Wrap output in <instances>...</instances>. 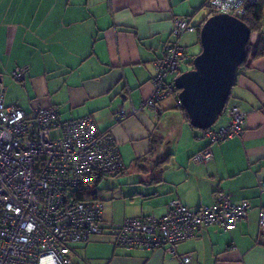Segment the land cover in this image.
<instances>
[{"label":"crops","instance_id":"obj_1","mask_svg":"<svg viewBox=\"0 0 264 264\" xmlns=\"http://www.w3.org/2000/svg\"><path fill=\"white\" fill-rule=\"evenodd\" d=\"M205 1L0 0L4 104L28 116L38 106L54 107L60 120L88 116L118 147L125 169L112 177L117 186L101 187L106 178L97 184L103 189L105 223L161 216L172 199L196 211L213 204L218 191L233 203L248 200L252 206L229 231L217 225L200 228L175 244L174 252L168 246L151 251L118 247L104 232L72 245L77 264H181L183 255L191 258L186 264H264V228L257 212L264 207L259 189L264 181V56L241 68L230 90L227 108L246 113L238 136L210 143L190 125L173 95L159 102L157 113L145 107L120 122L113 119L117 111L138 108L152 95L155 61L171 40L174 20L200 26L209 12ZM197 37L196 30L185 32L178 43L187 50L199 45ZM261 38L264 42V18ZM253 40L258 41L257 34ZM193 51H187L190 57ZM21 66L28 70L18 82L11 74ZM204 148L211 157L194 161Z\"/></svg>","mask_w":264,"mask_h":264},{"label":"built area","instance_id":"obj_2","mask_svg":"<svg viewBox=\"0 0 264 264\" xmlns=\"http://www.w3.org/2000/svg\"><path fill=\"white\" fill-rule=\"evenodd\" d=\"M252 2L255 0H206L204 6L212 14L238 17ZM195 30L185 18L174 20L171 40L155 61L152 95L138 108L117 111L115 122L135 116L145 107L157 113L163 98L176 95L168 77H176L193 59L178 40ZM27 70L16 67L12 78L23 82ZM221 114L223 123L202 130L210 143L243 131L246 113L239 107L226 108ZM210 157V149L204 148L193 159L204 163ZM124 169L112 135L99 131L90 117L60 120L52 106L35 107L28 116L18 106L5 105L0 91V264H77L72 245L104 232L112 235L118 247L151 251L168 246L174 252L175 244L194 237L200 228L217 225L229 231L252 210L248 200L236 204L218 191L213 204L196 211L172 199L161 216L148 214L105 223L103 201L80 200L76 193H91L98 180ZM259 189L264 191V181ZM257 212L258 225L264 228V207L259 206ZM190 260L183 255L181 264Z\"/></svg>","mask_w":264,"mask_h":264},{"label":"water","instance_id":"obj_3","mask_svg":"<svg viewBox=\"0 0 264 264\" xmlns=\"http://www.w3.org/2000/svg\"><path fill=\"white\" fill-rule=\"evenodd\" d=\"M251 31L238 17L216 13L199 26L200 50L190 69L173 80L177 99L192 127H212L226 110L236 74L247 57Z\"/></svg>","mask_w":264,"mask_h":264},{"label":"trees","instance_id":"obj_4","mask_svg":"<svg viewBox=\"0 0 264 264\" xmlns=\"http://www.w3.org/2000/svg\"><path fill=\"white\" fill-rule=\"evenodd\" d=\"M209 15H212V13L209 12L208 16ZM238 18H240L249 27V29L251 31L249 42L246 45L247 57H246V60L244 61V63L240 66V68H239V70H240L241 68L246 66L251 60H253L255 58H258V57L264 56V42H263V40L261 38V34H262V20L264 18V0H255V2L249 3L245 7L244 13L242 15L238 16ZM196 31H197V34H198L197 38H198V44H199V26L196 27ZM254 34L258 35V41L256 43L253 40V35ZM195 55H193L192 58ZM191 65H192V60H190V66L185 68L184 71L187 70L188 68H191ZM182 68H184V67H182ZM182 68H181V72L183 71ZM175 91L177 93H176V95H173V96H175L176 99H177V94H178L179 91L177 89ZM179 107L184 111V109L180 105H179ZM227 107H228V102L226 104V108ZM184 113L186 115L185 111H184ZM186 118H188L187 115H186ZM143 158L144 157L138 158L136 160V162H139V161L143 160ZM98 181L96 182L95 188H94V190L91 193H82V192L78 191L76 193L77 198L80 199V200H86V201H89V200L90 201H92V200H102L101 197H100V193L103 191V189L98 187V185H97Z\"/></svg>","mask_w":264,"mask_h":264},{"label":"rangeland","instance_id":"obj_5","mask_svg":"<svg viewBox=\"0 0 264 264\" xmlns=\"http://www.w3.org/2000/svg\"><path fill=\"white\" fill-rule=\"evenodd\" d=\"M209 13V12H208ZM195 44V43H194ZM189 49H187L188 52H190V48H192L194 51V53H198L199 50H200V46L198 45H194V46H188ZM193 60V59H192ZM185 68H182V70L184 71ZM190 69V68H188ZM225 121V116L222 114L221 117L218 119L217 122H219L220 124L223 123ZM54 135H58V133H54ZM115 179V178H114ZM114 179L112 177H107L102 183H101V187H107V185H112V184H115V186H117V179L114 181ZM106 195V190H105V193Z\"/></svg>","mask_w":264,"mask_h":264}]
</instances>
